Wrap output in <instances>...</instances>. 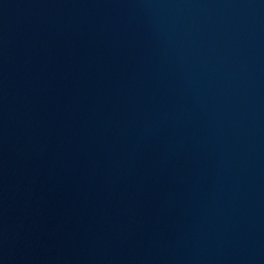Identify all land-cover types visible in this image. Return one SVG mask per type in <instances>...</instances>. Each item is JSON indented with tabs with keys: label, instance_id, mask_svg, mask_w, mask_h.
I'll use <instances>...</instances> for the list:
<instances>
[{
	"label": "water",
	"instance_id": "obj_1",
	"mask_svg": "<svg viewBox=\"0 0 264 264\" xmlns=\"http://www.w3.org/2000/svg\"><path fill=\"white\" fill-rule=\"evenodd\" d=\"M0 264H264V0H0Z\"/></svg>",
	"mask_w": 264,
	"mask_h": 264
}]
</instances>
